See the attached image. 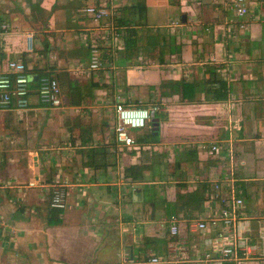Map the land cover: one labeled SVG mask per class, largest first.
Returning a JSON list of instances; mask_svg holds the SVG:
<instances>
[{
	"label": "crops",
	"instance_id": "crops-1",
	"mask_svg": "<svg viewBox=\"0 0 264 264\" xmlns=\"http://www.w3.org/2000/svg\"><path fill=\"white\" fill-rule=\"evenodd\" d=\"M141 1L0 0V72L6 60L20 58L31 81L27 110L0 111V264H142L166 255L172 219L187 246L180 264H201L202 234L189 227L215 213L206 194L229 172V148L254 248L243 264H264V0H245L248 13L239 19L231 0H143L144 11L128 7ZM101 4L112 7L117 22L131 21L138 46L124 48V27L114 17L109 29L108 20L82 13ZM157 34L172 37L176 50L164 46L160 55L146 46L144 39ZM93 48L100 65L88 71ZM206 66L227 83L225 101L210 102L199 91L192 101L175 91L158 97L163 80H200ZM65 70L81 88L97 86L92 98L57 109L40 105L33 80ZM144 87L165 114L159 142L118 150L112 101L144 105ZM99 148L103 153L89 156ZM137 165L147 169L125 177ZM56 187L67 207L54 218L47 193Z\"/></svg>",
	"mask_w": 264,
	"mask_h": 264
},
{
	"label": "built area",
	"instance_id": "built-area-1",
	"mask_svg": "<svg viewBox=\"0 0 264 264\" xmlns=\"http://www.w3.org/2000/svg\"><path fill=\"white\" fill-rule=\"evenodd\" d=\"M228 7L233 11L236 18H243L248 13V6L245 0H231ZM82 13L94 22L108 20L109 29L114 17V10L107 4L96 6H86L81 9ZM239 27H242L239 24ZM114 29V28H113ZM112 30V29H111ZM111 33V32H107ZM30 40V36H26ZM100 65V56L96 48L91 50L87 70L96 71ZM35 82V96L38 103L50 109L60 108L62 105L61 94L58 83L49 76H37ZM31 81L26 73V67L20 58H10L5 61L4 70L0 72V111L15 109L25 111L29 105L28 97L30 93ZM113 117L111 122V132L115 147L120 150L139 151L149 149V145L141 143L135 139L134 133L150 129V119L154 113L161 111L157 105H124L114 99L112 101ZM216 152L218 149L212 146L210 149ZM234 163L233 150H227V165L229 172L220 175L211 184L209 183L206 198L215 207V212H206L203 216L193 221L189 227L190 232H200L202 234L201 244L203 251L197 261L201 264H243L250 259L254 248L248 244L249 233L248 223L242 214L244 201L238 195V186L234 178L232 169ZM50 205L58 211L64 210L67 205L62 187H56ZM163 223L161 226H164ZM168 235L173 237L171 247L166 255L148 256L142 264H180V255H185L187 246L185 239L179 235L180 230L176 221H168L166 225ZM264 240V235H263ZM262 240V241H263ZM260 257L264 256V248L261 249Z\"/></svg>",
	"mask_w": 264,
	"mask_h": 264
},
{
	"label": "trees",
	"instance_id": "trees-1",
	"mask_svg": "<svg viewBox=\"0 0 264 264\" xmlns=\"http://www.w3.org/2000/svg\"><path fill=\"white\" fill-rule=\"evenodd\" d=\"M130 8H135L138 11H144V2L143 0L139 4H134L128 6ZM128 7H123L120 10L126 9ZM114 25L116 22V26L124 27V48L129 49L131 47L138 46V39H140L137 35V28L135 26H132L131 21H118L116 17H114ZM146 46H156L158 47L159 53L161 55V50L164 46H167L169 49V52H173L176 50L174 41L172 37H167L163 34L161 35H155L153 37L149 36L144 39ZM1 52H0V61H1ZM39 76H49L50 79H54L57 81L60 94H61V101L62 105L65 106H79L84 102L87 98H92L91 92L93 89H95L97 86L95 84H91L87 89L81 88V86L77 85L76 83H73L69 78L70 76L67 74V71H60L53 75H48V73H41ZM222 77L217 72L216 67H210L206 66V68L203 70V75L200 80L195 79L191 81L190 83H186L182 80H163L159 86H158V97L168 96L172 91L178 92L181 95V98H187L188 101H192L191 96L195 93V91H199L203 93V98L205 100H209L210 102H223L226 100L227 97V91H228V85L227 83L221 79ZM33 85V83H32ZM33 87V86H32ZM157 106L161 107L159 102H157ZM165 116L164 112L161 111L154 113V117L158 120H162ZM147 133H141L139 136H135V139L141 143H146V145H150L153 143L159 142L158 138V130L157 135L153 136L152 130L148 129ZM100 151V152H99ZM101 151H104L103 148L94 149L89 152V156H98L99 153H103ZM94 158V157H93ZM87 166L93 167L94 169H97L101 166H105V163H88ZM147 168L143 165H137L128 167L125 169V177L136 179L139 178L142 170H146ZM238 186V195L243 196V183L240 181L236 182ZM56 191L55 188H52L47 194V201L50 209L53 211L55 217L59 214L58 210L53 208L50 203L52 200L53 193ZM54 223H58V221L54 220ZM173 240V237L170 238ZM155 253H157V248L154 249Z\"/></svg>",
	"mask_w": 264,
	"mask_h": 264
},
{
	"label": "rangeland",
	"instance_id": "rangeland-1",
	"mask_svg": "<svg viewBox=\"0 0 264 264\" xmlns=\"http://www.w3.org/2000/svg\"><path fill=\"white\" fill-rule=\"evenodd\" d=\"M2 46V41H1V37H0V47ZM147 91H146V89H145V87L143 88V91H142V94H144L145 96L144 97H146L145 99H144V105L145 106H151V105H157V102H156V98L155 97H153L154 99H152L151 97L152 96H150L148 93H146ZM149 95V96H148ZM111 107H112V105H111ZM112 111H113V107H112V110H110V117H111V119H112V117H113V114H112ZM148 130V129H147ZM147 130H143L142 132H138V133H134V135L135 136H139V134H143L144 132L145 133H147L148 131Z\"/></svg>",
	"mask_w": 264,
	"mask_h": 264
},
{
	"label": "water",
	"instance_id": "water-1",
	"mask_svg": "<svg viewBox=\"0 0 264 264\" xmlns=\"http://www.w3.org/2000/svg\"><path fill=\"white\" fill-rule=\"evenodd\" d=\"M184 16H181V21L184 22ZM150 130H152L153 136L157 135V130H158V119L154 117V115L151 117L150 122Z\"/></svg>",
	"mask_w": 264,
	"mask_h": 264
}]
</instances>
